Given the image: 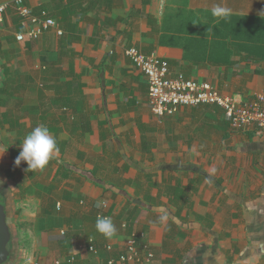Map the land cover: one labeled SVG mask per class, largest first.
Masks as SVG:
<instances>
[{"label":"crops","instance_id":"crops-1","mask_svg":"<svg viewBox=\"0 0 264 264\" xmlns=\"http://www.w3.org/2000/svg\"><path fill=\"white\" fill-rule=\"evenodd\" d=\"M25 4L55 19L61 34L18 42L24 28L12 7L5 11L0 153L21 148L39 124L59 151L43 170L22 161L25 183L12 186L22 247L8 264H108L132 233L153 254L147 264H264V133L233 131L215 105L155 118L146 78L124 55L135 46L165 59L170 77L252 101L264 86V0ZM217 4L232 9L230 18L212 16ZM102 200L112 238L95 228ZM89 239L96 254L84 248Z\"/></svg>","mask_w":264,"mask_h":264},{"label":"built area","instance_id":"built-area-1","mask_svg":"<svg viewBox=\"0 0 264 264\" xmlns=\"http://www.w3.org/2000/svg\"><path fill=\"white\" fill-rule=\"evenodd\" d=\"M26 0H13L0 5V23L3 22L5 11L12 7L19 18L24 32L15 36L16 41H34L50 29L61 31L55 19L49 18L44 12L33 14L26 6ZM136 70L141 72L147 83V104L157 119L174 114L180 107H197L200 105H215L222 109L230 128L236 132L254 131L264 133V86L252 101L237 103L232 98L220 94L209 82L186 79L178 74L169 76L168 62L154 53L144 54L135 46L124 51ZM102 207L97 208V216H107L108 204L101 201ZM140 236L132 233L124 242V247L118 257L112 258L108 264H147L153 259L147 245L141 244ZM89 252L96 254L97 248L92 239L84 245ZM107 251L113 248L105 245ZM73 262V258L67 260ZM56 261L55 264H59Z\"/></svg>","mask_w":264,"mask_h":264},{"label":"clouds","instance_id":"clouds-1","mask_svg":"<svg viewBox=\"0 0 264 264\" xmlns=\"http://www.w3.org/2000/svg\"><path fill=\"white\" fill-rule=\"evenodd\" d=\"M211 14L218 19H228L232 15V9L217 4L211 9ZM58 151L56 137L46 125L39 124L24 136L21 150L14 163L19 166L22 161L26 162L27 171L43 170ZM96 207H102V203H97ZM166 219V215L160 217L161 221ZM95 228L105 238H112L117 232L113 219L109 216L98 215Z\"/></svg>","mask_w":264,"mask_h":264},{"label":"rangeland","instance_id":"rangeland-1","mask_svg":"<svg viewBox=\"0 0 264 264\" xmlns=\"http://www.w3.org/2000/svg\"><path fill=\"white\" fill-rule=\"evenodd\" d=\"M257 37L259 39L258 41H260L262 38V35L260 34V38L259 36ZM12 141H13V144L15 145L16 141L14 140V138L12 139ZM20 150L21 148H17V144H16V147L15 146L14 147H11V146L4 147L3 146L2 151L0 153L2 154L5 151L2 155H0V167H1L0 168V191L3 194H5V198H6L5 209L7 213L9 229L11 232V241L8 244V249L10 251L11 258L12 256L14 258V254L16 252L18 253L17 258H19V252H20L19 250L22 247V244L20 242L22 226L16 227L15 225L16 216L18 215V213L16 211L17 205L13 203V201H16V199L18 200L17 198L18 195L16 194L14 190H12L13 189L12 186L14 187L22 186L23 187L25 183V176L23 175V172L25 174L26 164L22 162L19 166H16L14 163L15 158L18 156ZM9 177L12 178L13 183H10L9 180H5V178H9ZM21 194H23V191ZM59 262H60L59 264H61V261ZM62 264H72V263H68L66 261L65 263H62Z\"/></svg>","mask_w":264,"mask_h":264},{"label":"water","instance_id":"water-1","mask_svg":"<svg viewBox=\"0 0 264 264\" xmlns=\"http://www.w3.org/2000/svg\"><path fill=\"white\" fill-rule=\"evenodd\" d=\"M11 241V232L8 225L7 213L4 200L0 202V264L10 261L8 244Z\"/></svg>","mask_w":264,"mask_h":264},{"label":"trees","instance_id":"trees-1","mask_svg":"<svg viewBox=\"0 0 264 264\" xmlns=\"http://www.w3.org/2000/svg\"><path fill=\"white\" fill-rule=\"evenodd\" d=\"M10 178H11V177H10ZM107 190H109V189H106V188L103 187V191H104V192H107ZM19 226H20V225H19ZM19 226L17 225V227H19Z\"/></svg>","mask_w":264,"mask_h":264},{"label":"flooded vegetation","instance_id":"flooded-vegetation-1","mask_svg":"<svg viewBox=\"0 0 264 264\" xmlns=\"http://www.w3.org/2000/svg\"><path fill=\"white\" fill-rule=\"evenodd\" d=\"M3 200H2V195L0 194V202H2Z\"/></svg>","mask_w":264,"mask_h":264}]
</instances>
